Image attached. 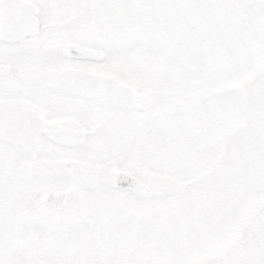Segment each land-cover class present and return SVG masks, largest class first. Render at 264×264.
<instances>
[{
    "label": "snow or ice",
    "instance_id": "6c2138e0",
    "mask_svg": "<svg viewBox=\"0 0 264 264\" xmlns=\"http://www.w3.org/2000/svg\"><path fill=\"white\" fill-rule=\"evenodd\" d=\"M0 264H264V0H0Z\"/></svg>",
    "mask_w": 264,
    "mask_h": 264
}]
</instances>
